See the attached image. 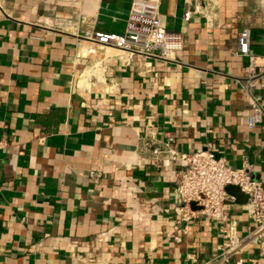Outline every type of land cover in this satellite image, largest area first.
<instances>
[{
    "label": "crops",
    "instance_id": "crops-1",
    "mask_svg": "<svg viewBox=\"0 0 264 264\" xmlns=\"http://www.w3.org/2000/svg\"><path fill=\"white\" fill-rule=\"evenodd\" d=\"M132 1L0 0V264L211 258L221 235L209 218L175 240L179 167L149 164L150 140L209 148L264 183V126L248 125L250 59L237 53L248 25L264 66V0H161L163 24L184 37L177 61L87 37L123 35ZM228 193L246 233V197ZM245 256L264 264L256 251Z\"/></svg>",
    "mask_w": 264,
    "mask_h": 264
},
{
    "label": "built area",
    "instance_id": "built-area-1",
    "mask_svg": "<svg viewBox=\"0 0 264 264\" xmlns=\"http://www.w3.org/2000/svg\"><path fill=\"white\" fill-rule=\"evenodd\" d=\"M186 1L190 3L196 0ZM208 1L212 6L220 2ZM160 2L133 0L123 35L94 33L87 37L101 45L116 47L129 57L177 61V54L184 48V37L165 27L160 14ZM251 39V27L243 26L237 34V53L250 59L249 75L244 85L253 109L248 125L253 128L257 124L264 126V108L261 97L255 91L264 77V66L258 64L252 52ZM172 140V136L165 143L150 140L146 146L151 151L149 164L179 167L175 185L179 201L178 215L174 220L175 240L181 241L192 221L209 218L218 228L221 241L216 253L209 259L199 261L195 255H189L195 264H259L258 258L245 255L256 251L264 257L263 181L255 179L250 167L233 168L209 148L187 153L173 148ZM7 146L8 142L0 139V150ZM229 187H237L246 197L251 218V226L246 233L240 232L238 222L231 217L229 206L235 198L228 193Z\"/></svg>",
    "mask_w": 264,
    "mask_h": 264
},
{
    "label": "water",
    "instance_id": "water-1",
    "mask_svg": "<svg viewBox=\"0 0 264 264\" xmlns=\"http://www.w3.org/2000/svg\"><path fill=\"white\" fill-rule=\"evenodd\" d=\"M232 188H234V187H229L228 190H230V189H232Z\"/></svg>",
    "mask_w": 264,
    "mask_h": 264
}]
</instances>
